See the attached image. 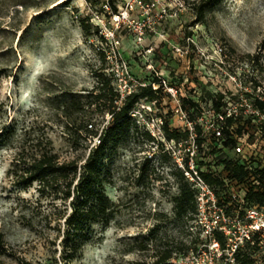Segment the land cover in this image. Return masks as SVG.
Wrapping results in <instances>:
<instances>
[{"label":"rangeland","instance_id":"rangeland-1","mask_svg":"<svg viewBox=\"0 0 264 264\" xmlns=\"http://www.w3.org/2000/svg\"><path fill=\"white\" fill-rule=\"evenodd\" d=\"M106 1L0 0V133L26 116L53 140L63 158L83 162L98 140L89 136L71 142L59 115L61 95L87 93L98 72L111 78L121 99L165 80L157 90L159 102L143 96L135 104L130 124L106 161V192L118 205L115 219L104 229L95 224L92 240L69 264L152 261L166 248L173 250L176 263L231 264L203 245L209 238L196 225L195 210L178 213L175 198L183 172L179 145L166 138L158 123L161 118L171 129L188 131L176 111L179 105L187 119L203 117L197 122L206 129L197 154L199 169L221 177L229 192L241 193L223 163L240 161L239 156L209 128L218 123L210 95L223 93V103L231 107L234 95L245 98L256 84L255 95L264 97V0H212L202 20L200 0H113L116 14L102 5ZM83 20L91 25L90 35L83 31ZM243 114L235 128H241L251 160L264 165V136L245 122L259 117L250 106ZM94 117L99 132L111 121L107 112ZM3 145L0 232L15 257L62 264L58 231L45 225L44 215L53 208L50 199L40 198L36 187L24 191L15 186L7 174L14 150ZM230 207L232 216L250 208L241 200ZM257 207L264 213V205ZM257 235L259 248L243 247L255 264H264V231ZM4 259L12 263L11 257Z\"/></svg>","mask_w":264,"mask_h":264},{"label":"trees","instance_id":"trees-1","mask_svg":"<svg viewBox=\"0 0 264 264\" xmlns=\"http://www.w3.org/2000/svg\"><path fill=\"white\" fill-rule=\"evenodd\" d=\"M210 1L212 0L199 1L197 14L200 20L205 17ZM219 1L214 0V2ZM103 4L110 5L111 13L118 12V7L113 0L102 2ZM82 28L86 35L91 34V25L85 20L82 21ZM96 76V85L91 90L87 93L67 91L61 95L59 104V115L64 131L69 134L73 144L89 136L94 138L99 134L98 143L90 149L89 155L83 162L78 157L63 158L53 140L46 134H40L38 131L40 129H37L33 122L27 121L26 116L21 121L15 120L4 126L2 134L0 133V144L14 150L7 174L15 186L24 191L36 187L40 198L50 199L53 208L44 215L45 225L58 231L60 236L58 245L62 247L60 254L62 264H69L81 255L84 246L94 236L95 224L101 225L104 229L115 219L118 205L106 192V184L110 182L106 171V161L112 148L122 139L125 126L130 124L131 111L138 100L145 96L156 102L160 101L158 91L150 85L142 86L121 99L110 77L101 72H98ZM252 88V91L245 92L247 102L234 95L236 98L234 103L237 104L239 115L237 118L225 119L223 137L218 140L223 147L234 148L236 145L237 137L242 132L241 128H235V123L244 118L243 113L247 104L252 109L264 113V100L255 95L257 85H252ZM210 96L212 106L217 113H224L222 109L225 107L222 101L224 94L217 93ZM183 101L198 106V103L187 101L185 98ZM106 112L111 114V121L104 130L99 132L94 116L104 115ZM245 122L252 130L264 136L262 120L250 117L245 119ZM162 128L166 138L176 141L187 138L189 134L187 130L182 132L171 129L167 122ZM196 128L200 134L197 137V143L201 145L204 142L201 136L202 128L199 124ZM158 144L161 147L164 146L161 142ZM223 163L237 187L246 190L244 200L247 206L264 205V165L260 162L254 163L252 160L250 164H246L224 159ZM202 175L207 182L215 185L223 193L220 203L230 212V203L234 201L230 197L225 181L209 172H202ZM180 177V189L175 203L178 213L182 214L188 211V207L196 210V204L195 189L186 180L183 172L180 173ZM214 236L222 245H225V237L222 233L216 232ZM260 241L261 238L255 233L252 240L247 241L245 245H251L250 250H255L259 248ZM250 250L247 251L241 247L235 253L234 264H255ZM4 257L12 258L10 264H36L23 257H15V253L8 248L5 235L0 232V264H9L4 261ZM172 258L173 250L166 248L152 261L136 260L131 264H176ZM37 264H58V262L55 259L51 263Z\"/></svg>","mask_w":264,"mask_h":264},{"label":"built area","instance_id":"built-area-1","mask_svg":"<svg viewBox=\"0 0 264 264\" xmlns=\"http://www.w3.org/2000/svg\"><path fill=\"white\" fill-rule=\"evenodd\" d=\"M162 82L166 83L165 80H160L158 85H154V90H158ZM133 91H130V93ZM170 91L173 96H176L177 91L175 89H170ZM125 96H122V98ZM261 98L264 100L263 96H261ZM242 99L244 102H247L246 98ZM177 102L180 103L179 97H177ZM236 105L237 104L234 103L231 107L225 106L226 109L224 108V113L216 114L218 123L216 125L212 123L209 126L215 139L219 140L223 137L225 119L228 117L237 118L239 115V110ZM246 106L250 105L247 104ZM176 111L180 113L182 119L187 121L186 124L189 131L188 137L179 141H174L179 145L178 164L183 169L186 180L189 181L191 186L195 189L196 225L200 228L201 232L209 238V242L203 245H207L210 249H213L218 260H226L231 262V264H234L235 253L243 247L247 241L252 240L255 233L264 231V213L257 206H252L246 209L243 213L240 214L238 211L237 215L232 216L228 212L227 207L220 203V198L223 193L219 191L215 185L206 181L202 175L203 171L199 169L197 164V154L199 149L197 137L200 134L197 131L196 125L198 124V120H202L203 117L194 120L187 119V116L181 109L180 105L176 108ZM252 111L259 117L258 120L264 122V113H261L257 109H252ZM163 124L164 123L160 118L158 126L162 127ZM89 127H91V125H89ZM205 131L206 129H203L201 135H203ZM98 136L99 134L94 138L97 139ZM187 143L190 145H187ZM233 149L235 153L238 154L242 163L250 164L251 153L245 148L244 140L241 136L237 137V142ZM245 194V189H241V193L235 192V190L232 189L230 197L232 201L241 200L245 202ZM216 232H220L224 235L225 245H222L215 238L214 235ZM198 252L199 251H197V253ZM173 262L175 261L173 260ZM176 264H186V262L181 261Z\"/></svg>","mask_w":264,"mask_h":264}]
</instances>
